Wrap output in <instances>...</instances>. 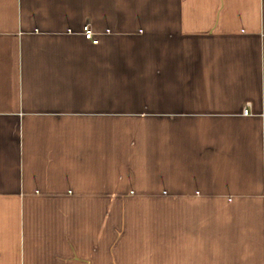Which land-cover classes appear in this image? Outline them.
<instances>
[{
  "label": "crops",
  "instance_id": "0c3cea01",
  "mask_svg": "<svg viewBox=\"0 0 264 264\" xmlns=\"http://www.w3.org/2000/svg\"><path fill=\"white\" fill-rule=\"evenodd\" d=\"M0 264H264V0H0Z\"/></svg>",
  "mask_w": 264,
  "mask_h": 264
},
{
  "label": "built area",
  "instance_id": "2783aa9c",
  "mask_svg": "<svg viewBox=\"0 0 264 264\" xmlns=\"http://www.w3.org/2000/svg\"><path fill=\"white\" fill-rule=\"evenodd\" d=\"M82 34H83L84 38L87 39V40H90L92 44H97L98 43V39L94 37V32L90 28L89 24H86L84 26ZM242 114L243 115H247L248 114V109L247 108H243Z\"/></svg>",
  "mask_w": 264,
  "mask_h": 264
}]
</instances>
